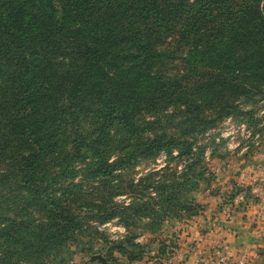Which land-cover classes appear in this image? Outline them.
<instances>
[{
	"label": "trees",
	"instance_id": "trees-1",
	"mask_svg": "<svg viewBox=\"0 0 264 264\" xmlns=\"http://www.w3.org/2000/svg\"><path fill=\"white\" fill-rule=\"evenodd\" d=\"M258 95L264 0H0V264H64L93 221L160 232L170 206L192 211L182 190L124 173L162 152L194 168ZM138 238L114 247L143 261Z\"/></svg>",
	"mask_w": 264,
	"mask_h": 264
},
{
	"label": "rangeland",
	"instance_id": "rangeland-1",
	"mask_svg": "<svg viewBox=\"0 0 264 264\" xmlns=\"http://www.w3.org/2000/svg\"><path fill=\"white\" fill-rule=\"evenodd\" d=\"M256 100L257 104L242 103L243 114L224 118L200 137L199 144L206 150L194 168H189L190 160L177 156V152L174 156L162 152L156 158L141 160L124 173L125 181L134 180L135 184L149 176V187L144 188L149 196L156 195L154 185L158 180L173 184L182 190V201L176 200V203L185 204L192 211L170 206V211L163 214V229L154 234L142 227L129 230L118 218L106 224L93 221L101 233H80L77 243L65 251L64 264H102L92 260L97 254L105 256L112 264H159L161 261L155 257L158 241L165 238L169 244L173 236L178 249L175 254L168 252L170 257H165L162 264H245V259H233L229 232L223 231L237 226L231 223L232 214L247 215L249 207L258 202L253 190L259 187L260 179L254 176V184L240 179L242 172L247 171L249 175L253 170L256 174L264 171V160L260 159L264 156V95H258ZM244 176L247 175L244 173ZM116 200L129 202L131 195H120ZM129 233L139 235V242L152 250L143 261H131L114 247V244L124 245Z\"/></svg>",
	"mask_w": 264,
	"mask_h": 264
},
{
	"label": "crops",
	"instance_id": "crops-1",
	"mask_svg": "<svg viewBox=\"0 0 264 264\" xmlns=\"http://www.w3.org/2000/svg\"><path fill=\"white\" fill-rule=\"evenodd\" d=\"M264 160V156L262 158ZM262 160V161H263ZM264 166V164L262 165ZM244 173L247 175L244 176ZM241 173L240 179L241 181H246L248 184H254V179L258 178L259 187L253 190L258 197V202L253 203L247 212V215L242 212H235L231 215L233 219L231 223L237 225L234 227L230 226L227 231L229 232V241L232 243L229 245V248L233 249L231 253L233 255V259H245L244 262L246 264H263L264 263V171L256 174V171H250ZM252 175V176H251ZM250 176V177H249ZM255 176V178H253ZM249 177V178H248ZM250 179V180H249ZM240 182V181H238ZM256 184V183H255ZM255 224V225H254ZM217 227V226H216ZM221 230V227H219ZM216 229V231H220ZM209 231V230H208ZM222 231V230H221ZM208 235V232L207 234ZM239 235V236H238ZM207 237V236H206ZM205 237V238H206ZM238 242L237 245L235 242ZM234 243V244H233ZM239 249V250H238ZM238 250V252H237ZM263 261V262H262Z\"/></svg>",
	"mask_w": 264,
	"mask_h": 264
},
{
	"label": "water",
	"instance_id": "water-1",
	"mask_svg": "<svg viewBox=\"0 0 264 264\" xmlns=\"http://www.w3.org/2000/svg\"><path fill=\"white\" fill-rule=\"evenodd\" d=\"M111 249V247L109 248V250ZM92 260H99L102 264H112L105 256L101 255V254H97L94 255L92 257Z\"/></svg>",
	"mask_w": 264,
	"mask_h": 264
}]
</instances>
